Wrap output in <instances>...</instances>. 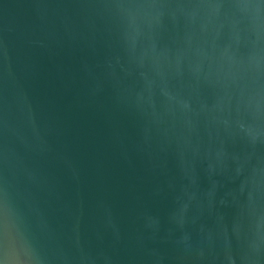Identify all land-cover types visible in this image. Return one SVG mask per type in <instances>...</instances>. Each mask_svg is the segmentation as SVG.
<instances>
[{
    "label": "water",
    "instance_id": "95a60500",
    "mask_svg": "<svg viewBox=\"0 0 264 264\" xmlns=\"http://www.w3.org/2000/svg\"><path fill=\"white\" fill-rule=\"evenodd\" d=\"M0 264H264V0H0Z\"/></svg>",
    "mask_w": 264,
    "mask_h": 264
}]
</instances>
